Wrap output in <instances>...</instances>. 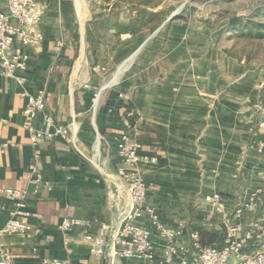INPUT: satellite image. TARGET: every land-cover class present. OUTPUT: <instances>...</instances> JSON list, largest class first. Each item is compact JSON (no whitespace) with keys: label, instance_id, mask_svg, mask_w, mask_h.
<instances>
[{"label":"crops","instance_id":"1","mask_svg":"<svg viewBox=\"0 0 264 264\" xmlns=\"http://www.w3.org/2000/svg\"><path fill=\"white\" fill-rule=\"evenodd\" d=\"M37 1L43 8L41 40L15 44L28 56L20 73L25 82L0 74V227L13 209L2 190L22 188L29 209L39 215L28 219L37 231L0 237L3 251L17 264L44 258L147 264L108 251L112 230L130 206L117 174L123 132L140 143L139 155L157 157L127 169L148 185L146 203L163 225L176 229L185 223L171 243L187 247L188 259L197 252L194 233H211L215 240L209 245L224 246L228 220L264 230V71L251 72L221 56L205 25L166 31L169 15L151 31L147 10L162 17V2L146 9L120 4L111 12L114 0ZM39 91L46 112L69 132L35 146L22 112L25 93ZM35 160L42 178L37 193L29 169ZM214 193L217 209L209 216L206 197ZM253 196V209L232 218L233 209ZM65 217L81 221L68 235L58 226ZM137 222L148 224L144 217ZM100 231L108 243L103 255L91 253L84 239ZM153 242L154 259L163 262L169 241L155 231ZM243 247L251 254L261 243L247 240Z\"/></svg>","mask_w":264,"mask_h":264},{"label":"built area","instance_id":"2","mask_svg":"<svg viewBox=\"0 0 264 264\" xmlns=\"http://www.w3.org/2000/svg\"><path fill=\"white\" fill-rule=\"evenodd\" d=\"M4 8H0V74L11 77L19 83L25 82V77L20 75L26 68L28 56L20 45L35 46L41 40L39 23L43 14V8L37 0H3ZM26 102L23 108L22 126L27 131L32 145L50 143L57 137H66L69 128L58 124L55 117L46 112V100L44 91L35 94L25 93ZM38 121V123H37ZM128 126V124H127ZM141 145L131 139L126 132L120 133L117 140V153L120 164L117 174L126 183V191L130 201L128 209L123 211L119 225L112 230L109 253L122 258H141L147 264H264V230L258 227L243 229L238 224L226 225L227 243L222 247L214 245H201L199 235L194 233L191 240L197 247L193 259H188L190 250L187 247H176L171 243L172 239L183 233L185 223H180L176 229L163 225L155 209L146 203L148 185L137 172L127 169L140 161L155 162L157 157H147L138 154ZM36 160L30 164L32 173L31 182L34 185V193H37L42 182L41 174L36 167ZM13 203V209L9 217L0 227V237L12 233H25L37 231L28 222L30 217H38L37 212L31 211L26 200V190L22 188H7L2 190ZM218 194L214 193L206 197L210 203L209 216L217 209ZM254 196L248 202L240 204L233 209L232 218L238 217L244 208L253 209ZM148 220L147 225H141L137 221L140 218ZM81 221L65 217L58 225L64 235ZM169 241L164 250L163 262L154 258L153 235L154 233ZM106 233H86L85 241L89 245L91 253L103 255L107 252ZM247 240H256L261 243L260 249L249 254L244 252ZM0 264H17L11 256L2 249L0 242ZM39 264H62L55 258H44Z\"/></svg>","mask_w":264,"mask_h":264},{"label":"rangeland","instance_id":"3","mask_svg":"<svg viewBox=\"0 0 264 264\" xmlns=\"http://www.w3.org/2000/svg\"><path fill=\"white\" fill-rule=\"evenodd\" d=\"M98 1L102 5L110 4L112 0ZM120 4L127 3L114 2L110 11H117ZM263 4L264 0H162L163 14L162 17L160 15V19L162 21V18L173 15L163 27L166 31L175 30V25L188 26L190 29L193 26H207L212 36L210 42L211 44L215 42L221 48V56L236 59L242 65H248L251 72L259 73L264 71V37L254 38L241 34L238 30L232 29L230 24L238 17L248 16ZM127 7L137 8L134 5ZM158 20L159 18H151L147 26L155 25ZM256 20H264V12H258ZM262 76L264 79V74Z\"/></svg>","mask_w":264,"mask_h":264},{"label":"trees","instance_id":"4","mask_svg":"<svg viewBox=\"0 0 264 264\" xmlns=\"http://www.w3.org/2000/svg\"><path fill=\"white\" fill-rule=\"evenodd\" d=\"M125 2L129 5H134L137 7L153 8L159 5L162 0H115V3ZM136 8V7H135ZM264 12V4L260 7H257L254 11L251 12L248 16L238 17L235 22L230 24V27L234 30H238L241 34H246L254 38L264 37V20L255 21L258 12ZM159 18L158 22L155 25L150 26V30L154 31L158 25L161 23L160 13L147 10L145 17V25L151 18ZM215 240V236L208 232H201L199 234V241L201 245L212 244Z\"/></svg>","mask_w":264,"mask_h":264},{"label":"water","instance_id":"5","mask_svg":"<svg viewBox=\"0 0 264 264\" xmlns=\"http://www.w3.org/2000/svg\"><path fill=\"white\" fill-rule=\"evenodd\" d=\"M173 15L171 14L170 16H169V18H171Z\"/></svg>","mask_w":264,"mask_h":264},{"label":"bare ground","instance_id":"6","mask_svg":"<svg viewBox=\"0 0 264 264\" xmlns=\"http://www.w3.org/2000/svg\"><path fill=\"white\" fill-rule=\"evenodd\" d=\"M94 104V103H93Z\"/></svg>","mask_w":264,"mask_h":264}]
</instances>
